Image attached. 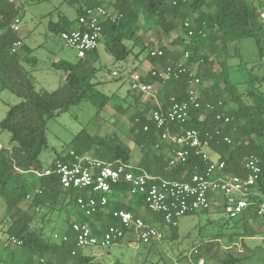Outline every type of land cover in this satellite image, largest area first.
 Masks as SVG:
<instances>
[{
  "label": "trees",
  "instance_id": "obj_1",
  "mask_svg": "<svg viewBox=\"0 0 264 264\" xmlns=\"http://www.w3.org/2000/svg\"><path fill=\"white\" fill-rule=\"evenodd\" d=\"M80 1L87 7L106 3V0ZM173 1L114 0L112 8L120 16L115 20L104 21L101 42L116 61H128L133 48L125 40L139 38L137 34L141 27L145 30L160 27L169 34L177 27L172 16L183 18V34L173 41L171 47H160L163 54L158 56L150 54L154 48L149 50L148 57L152 66L143 79L149 83H163L158 92V99L163 106L170 103L171 97L185 100L192 79L190 70L167 80L153 76L152 71L159 66L176 65L188 52L186 65H195L196 76L201 84L206 82L210 85L200 87L201 106L193 109L190 119L177 127L199 128L204 135L208 131L211 149L220 160L226 162V172L242 175L244 161L249 155L264 159V73L257 70L264 67V3L261 8L248 0H179L176 4ZM84 7L78 9V14ZM20 9L14 0H0V82L21 99L0 120V127L10 132V144L0 148V202L4 210L0 224L6 235L0 236V264H53L54 261L100 264L95 262V255L77 247L75 233L71 229L72 220H69L72 214H77L76 208L80 210L77 197L86 195V192L65 189L57 172L41 176L34 172L44 169L40 154L49 145L46 133L49 119L84 98L92 102L100 99V106L104 105L103 95L92 93V78L96 69L91 63L96 60L98 53L97 50L89 51L77 63L65 59L54 61L52 66L66 73L64 84L54 91L36 89L34 76L23 64L24 61L34 62L33 57L23 56L13 50V44L20 35L10 29V23L16 16H20ZM183 9L186 11L183 12ZM185 21L189 22L188 27ZM74 26L75 23H70L66 17L49 23V28L58 33ZM189 31L193 34L189 35ZM250 38L258 48V59L248 71V85L243 87L242 82L234 79L231 72L229 58L233 55L230 45ZM216 59L219 69L216 68ZM229 100L234 101L236 106L229 107ZM157 105L147 103L143 108H137L130 117L132 126L129 133L142 152L138 165L150 173L179 180H186L192 174L202 172L204 162L196 154L184 164L172 168L168 166L166 153L160 144L161 131L149 119V111ZM217 114L229 116V122L224 123V116L219 119ZM146 124H149L148 130H145ZM225 136L232 139L231 143L224 140ZM71 144V149L79 154L91 153L105 160H132L131 147L116 132L100 135L83 128ZM59 158H66V154H58L55 160ZM258 186L264 192V167ZM129 189V183L123 181L114 187L107 205L109 212L99 209L92 216L82 212L77 219L84 222L92 219L89 223L96 233H100L96 230L99 223L102 227L118 223L112 214L116 209L141 214L145 206L143 197H128ZM25 201L27 205L23 207ZM57 211L66 216L68 224L62 233L68 234V241L56 240L53 234H47L51 214ZM157 217L160 216L155 215ZM149 219L150 216H145L146 221ZM234 220L242 222L250 236L259 232L252 223H258L259 226L264 224L263 220L259 221L261 219L253 207ZM169 228L177 236L178 226ZM12 237L18 238L21 243L13 244ZM73 251L76 253L73 254ZM255 256L256 253L242 258L230 256L225 263L243 264ZM41 258L47 261L42 263ZM258 262L264 264V252L258 257Z\"/></svg>",
  "mask_w": 264,
  "mask_h": 264
},
{
  "label": "rangeland",
  "instance_id": "obj_2",
  "mask_svg": "<svg viewBox=\"0 0 264 264\" xmlns=\"http://www.w3.org/2000/svg\"><path fill=\"white\" fill-rule=\"evenodd\" d=\"M114 0H106L105 5L112 8ZM251 4L263 7L264 0H248ZM20 6L21 30L19 32L24 45L18 49L24 56L33 57L30 62L24 61V67L34 76L38 90L54 91L66 80V73L52 66L54 61L61 59L77 63L82 60L76 49L69 47L60 37V33L49 28L50 22H57L62 16L74 24L78 16V9L86 6L80 0H17ZM186 9H183L185 12ZM196 15V14H195ZM172 18L177 27L167 34L163 28H140L139 38L126 39L125 43L133 48L128 61H116L103 42L100 43L96 60L92 66L96 74L92 78L94 83L92 93L103 95L104 105L100 106V99L92 102L84 98L81 102L72 104L68 110L49 119L46 124L48 147L40 154V160L45 168L52 165L58 154L67 153L71 148V141L75 135L87 128L94 134L104 135L116 132L132 149V162L137 164L142 152L129 133L132 126L131 116L137 108H143L147 103L158 102V86L153 94L141 92L132 87V75H147L151 62L148 52L151 48L172 46L173 41L183 34V18ZM142 21V18H141ZM140 21V22H141ZM138 37V36H137ZM234 79L248 85V71L257 63L258 48L253 39H244L236 45H230ZM223 57V56H222ZM216 68H220L216 59ZM195 72L196 66H190ZM264 73V67L257 69ZM117 71V74H113ZM210 83L203 82L199 87ZM157 96V98H156ZM21 99L0 82V120L9 108ZM229 107H235L234 101H228ZM151 111V110H150ZM149 111V113H150ZM10 144V132L0 127V148ZM213 158L218 155L211 153ZM27 202L23 203L26 207ZM152 216V212L145 206L141 212ZM77 214H72L69 220L78 218L82 211L76 208ZM4 210L0 202V223ZM51 222L47 225V234L62 233L67 227L64 213L51 214ZM89 219V222H92ZM227 221V223H226ZM262 222V220H259ZM259 232L250 236L242 222L228 219L219 207L210 211H200L188 214L179 219L177 236L169 227L163 226L162 240L143 243L133 241L130 235L119 241L109 249L100 247H83L85 253H95L96 261L100 264H226L230 257L256 256L243 264H259L258 257L264 252V224L252 223ZM55 231V232H54ZM0 236L5 237L0 224ZM130 239V240H129ZM242 264V263H238Z\"/></svg>",
  "mask_w": 264,
  "mask_h": 264
},
{
  "label": "built area",
  "instance_id": "obj_3",
  "mask_svg": "<svg viewBox=\"0 0 264 264\" xmlns=\"http://www.w3.org/2000/svg\"><path fill=\"white\" fill-rule=\"evenodd\" d=\"M178 1L174 0L173 3L176 4ZM119 16L118 11L106 5L86 6L78 14L75 26L61 31L60 37L67 46L76 49L79 57H84L87 52L98 49L104 21L115 20ZM185 25L188 27L189 22L185 21ZM10 29L19 34L21 30L19 15L11 21ZM192 34L193 32L189 31V35ZM22 46L23 41L20 37L14 42L13 50L18 51ZM150 54L162 55L163 50L160 47L154 48ZM188 55L189 53L186 52L176 65L159 66L152 71L153 76L167 80L169 77H178L179 74L190 70L192 79L185 100L180 101L171 97L166 107L158 103L157 107L151 109L149 119L161 131L160 144L163 145V151L166 153L168 166L172 168L184 164L193 154H196L204 162L205 168L202 172H196L186 180L170 179L150 173L132 161H124L121 158L105 160L91 153L79 154L73 149L64 153L66 158L54 160L53 167L34 171L39 176L57 172L60 183L65 189L85 191L86 195L77 197V204L86 215H95L99 209L109 212L107 205L114 187L119 186L123 181L130 185L128 197L141 195L145 207L152 212L149 221H146L144 211L135 215L126 209H116L112 211V214L118 223L106 227H102L99 223L96 230L100 233H96L89 222L73 219L71 229L75 233L79 249L83 247L109 249L125 239L127 235H130L133 241L143 243L162 240L163 226H178L182 216L210 211L214 207H219L228 219H235L253 207L257 216L264 221V192L258 186L264 159L251 154L244 161V174L228 173L225 170L226 162L220 160L218 156L213 158L211 155L214 152L210 146L208 131L204 135L199 128L177 127L190 119L193 109L201 106L199 99L201 81L196 76V72L186 65ZM113 74H117V71ZM143 76L145 75H132V87L141 92L153 94V83L144 80ZM207 106L213 107L211 104ZM222 116H224V123L229 122V116L217 114L219 119ZM148 129L149 124H146L145 130ZM224 140L228 143L232 141L229 136H225ZM155 215L160 217L155 218ZM53 238L69 240L66 233L55 232ZM12 243L20 244L21 240L12 237ZM75 253L76 251H73V254ZM91 254L95 255V253ZM40 260L42 263L47 261L45 258ZM53 264L70 263L54 261Z\"/></svg>",
  "mask_w": 264,
  "mask_h": 264
},
{
  "label": "crops",
  "instance_id": "obj_4",
  "mask_svg": "<svg viewBox=\"0 0 264 264\" xmlns=\"http://www.w3.org/2000/svg\"><path fill=\"white\" fill-rule=\"evenodd\" d=\"M64 18V16H62L61 17V19L60 20H62ZM23 41V40H22ZM23 45H24V42H23ZM19 53H20V51H18ZM21 54V53H20ZM24 56V55H23ZM151 66H152V64H151ZM150 69V68H149ZM148 69V70H149ZM64 84V83H63ZM62 84V85H63ZM155 86L157 87L158 86V88H159V90L162 88V86H163V83L161 82V81H156V82H154L153 83V89H154V91H155ZM156 98H157V96H156ZM158 103H160V100L158 99V102H157V104ZM138 164V163H137Z\"/></svg>",
  "mask_w": 264,
  "mask_h": 264
}]
</instances>
